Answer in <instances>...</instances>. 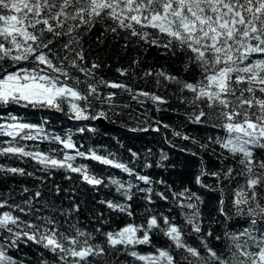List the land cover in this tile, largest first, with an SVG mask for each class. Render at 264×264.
<instances>
[{
  "label": "snow or ice",
  "instance_id": "obj_1",
  "mask_svg": "<svg viewBox=\"0 0 264 264\" xmlns=\"http://www.w3.org/2000/svg\"><path fill=\"white\" fill-rule=\"evenodd\" d=\"M97 26L105 39H123L125 49L135 41L183 57V73L140 69L135 58L116 69L135 85L105 80L98 73L111 65L87 59L92 49L85 37ZM137 69L142 75L136 76ZM141 80L175 88L171 95L185 107V125L220 130L201 142L173 129V136L215 158L217 167L209 170L200 157L198 174L189 181L199 185L196 191L142 174L136 165L152 167L151 148L143 160L127 148L128 161L122 162L93 148L81 150L70 131L48 133L19 115L66 106L71 119L87 122L80 133H95L88 124L109 119L105 105L120 116L125 110L131 115L134 104L142 111L133 118L152 127L149 114L164 111L170 97L141 87ZM29 141L57 147L42 151ZM159 156L156 166L162 167L168 156ZM0 157L8 161L0 163V181L19 177L33 183L0 190V264H264V0H0ZM78 158L118 169L128 179L96 174L88 163L77 164ZM14 161L27 167L12 166ZM57 172L72 187H49ZM208 176L216 187L203 182ZM101 188H114L115 195L93 196L89 207L82 197ZM202 189L228 190L227 199L221 195L216 204L220 231L211 218L205 224ZM161 201L168 202L163 211L156 207ZM229 208L246 215L247 227L232 229ZM21 241L37 247L34 259L12 254ZM144 245L150 250L140 251Z\"/></svg>",
  "mask_w": 264,
  "mask_h": 264
},
{
  "label": "trees",
  "instance_id": "obj_2",
  "mask_svg": "<svg viewBox=\"0 0 264 264\" xmlns=\"http://www.w3.org/2000/svg\"><path fill=\"white\" fill-rule=\"evenodd\" d=\"M101 40V44H97V39ZM125 41L119 39V41H114L113 38L109 35L105 39L103 34V28L97 26V28L92 32L91 35L85 37L86 46H90L92 52L89 54L87 59L91 61L92 59H98V61H103L105 65H111V67L104 66L98 75L103 76L105 80L109 81H119L129 85H135L137 81L132 77L123 78L121 77L116 69L120 67H127L132 59L139 58L141 60L140 69H164L173 74H182V61L183 57L175 58L170 54H165L162 50H158L155 47L148 48L144 45L137 46L135 41L129 44V47L125 49L123 47ZM142 75L141 71L137 69L136 76ZM183 79H191V75H183ZM141 87H146L149 90L157 91L158 94L170 97V102L168 105L164 106V111L161 112H152L150 117L152 120V127L148 126V123L143 119H134L133 116H137L142 109L138 108L133 104V111L129 115L128 111L120 115H114L112 111H108L107 106H104V109L107 111L109 119H105L108 124L111 126L107 128H101L97 123L91 121L88 124L89 127H95L97 131L95 133L85 132L80 133L78 128L84 127L87 122L77 121L69 117L68 109L66 106H63V111L55 110H31L27 113L20 112L19 115L25 116L26 120L31 123L41 124L45 131L48 133H58L61 135L67 134L69 131L73 135L74 141L79 145H83L81 150H86L87 148L95 149L99 154L108 156L111 154L112 158L121 160L122 162L128 161L127 148H131L133 151L140 153V159H144V154L147 149L151 148L153 155L148 158V162L152 164L151 168L140 169V165L137 164L136 167L138 170L142 171V174H147L152 177L153 180H164L168 184H172L175 189H179L182 182L184 186L192 188L193 191H196L199 188V185L193 186L189 183L193 179L192 174H198L199 168V159L203 155L204 160L208 163L209 170H215L217 165L213 163L215 158L209 160V155L201 153L198 151V147L194 146L190 141L185 142L179 137L173 136V129L178 131H183L186 134L200 140L201 142L205 141L206 137L209 135L215 136L220 132L219 129L205 128L202 125H185L184 116H185V107L180 106L179 102L176 100L175 96H172L171 93L175 91L174 87H170L167 90L163 85L157 87L153 80L139 81ZM105 95L107 93L105 92ZM117 104H122L128 102L127 99L121 100L117 99L115 101ZM99 110V109H97ZM117 113L121 112L120 108L115 110ZM161 121L159 125L155 121ZM163 124H168L169 128L165 130ZM159 128V131L155 129ZM132 129H137L132 131ZM146 129V130H141ZM162 138L167 139L169 142L161 144ZM31 148L33 144H38L40 150L48 151L50 147L55 148L56 145H50L47 141L45 142H27ZM124 147L121 148L120 146ZM175 145V146H173ZM184 149V151H181ZM163 151L167 154L168 159L161 162L162 167L156 166V161L160 159V152ZM191 152H196L195 156L191 155ZM0 163H8L4 158L0 157ZM12 166H21L27 167V165L22 164L19 161L11 162ZM79 163H88L92 171L96 174L103 173L105 176L114 175L118 178L127 180V174H123L118 169H112L110 166L100 165L95 161H85L81 158H78L76 161ZM28 170L31 171L32 168L28 167ZM203 182L209 186V188L216 187L215 178L208 176L206 179L202 178ZM135 182V181H134ZM243 183V181H240ZM48 186L51 187L53 184H60L62 188L72 187V182L65 181L63 179V174L57 172L47 181ZM21 185H26L32 187L33 183L31 179L28 178H15L9 179L7 181H0V190L7 191L9 186H14L17 191H19ZM163 191V185H160L157 189ZM201 192L204 194V199L206 201L205 205L202 206V210L205 216V224L207 225L210 222L213 224V228L220 231L223 225L217 227L216 221L219 220V217H216V204L217 199L221 195L227 199L228 190L225 189L224 193L209 191V189H202ZM115 195L114 188L109 189H100L99 193H89L86 196H83L88 206H91L93 196L95 199L99 200L100 198L107 197L112 198ZM135 206V202H134ZM168 206V202L161 201L158 202L156 207L161 211L165 210ZM137 213L140 212V209H136ZM227 213L232 217L228 223L231 225L232 229H240L242 227H247V224L244 223L243 218L246 215H238L235 208L227 209ZM80 219L83 221L84 216H81ZM140 217L137 215L136 222H140ZM236 221H239L237 223ZM96 226V225H93ZM116 225L113 224V227ZM193 243L194 241H189ZM154 244H162V240H153ZM140 251L150 250L148 245L138 246ZM37 253V247L29 243H24L23 241L19 244V250H12V254L25 259H34ZM50 258V257H49Z\"/></svg>",
  "mask_w": 264,
  "mask_h": 264
},
{
  "label": "water",
  "instance_id": "obj_3",
  "mask_svg": "<svg viewBox=\"0 0 264 264\" xmlns=\"http://www.w3.org/2000/svg\"><path fill=\"white\" fill-rule=\"evenodd\" d=\"M95 122L98 123L102 128H107V127L111 126V125L108 124V123L106 122V120L103 119V118H101V119H99V120H95ZM241 218L246 219V217H241Z\"/></svg>",
  "mask_w": 264,
  "mask_h": 264
}]
</instances>
